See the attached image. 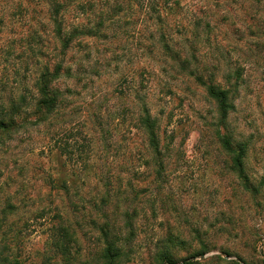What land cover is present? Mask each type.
Masks as SVG:
<instances>
[{
    "label": "rangeland",
    "instance_id": "374dc122",
    "mask_svg": "<svg viewBox=\"0 0 264 264\" xmlns=\"http://www.w3.org/2000/svg\"><path fill=\"white\" fill-rule=\"evenodd\" d=\"M52 1L0 0V264H264V0Z\"/></svg>",
    "mask_w": 264,
    "mask_h": 264
},
{
    "label": "trees",
    "instance_id": "16d2710c",
    "mask_svg": "<svg viewBox=\"0 0 264 264\" xmlns=\"http://www.w3.org/2000/svg\"><path fill=\"white\" fill-rule=\"evenodd\" d=\"M78 5V7H81V3H78L77 0H62L52 1V7L53 9L50 10V18L55 26V34L57 38L60 41L61 48L63 50L68 49L71 41L73 40L76 33H68L64 34L62 31V24H63V10H65L66 7H69V4L75 3ZM75 4V7H76ZM83 5V4H82ZM58 15L60 17H58ZM76 30V29H75ZM61 66L56 65L52 73H49L47 69L41 74L38 82H37V90L40 99L37 102V108L38 112L41 114L43 113V110H45V114L50 113L58 104V95L54 93L51 89L52 81L57 79L60 74ZM207 92L210 97H212L215 101H217L219 105V109L221 112L222 117H225L228 112V105H227V94L225 91L219 90L216 87L212 85L207 86ZM9 121V122H5ZM14 118L10 117L8 119H0V137L2 134L9 132L12 127L16 125L14 123ZM142 128L144 129L145 133L148 136V144L150 147L156 152H158L157 149V139H156V133L154 131V124L152 122L151 117L149 116V113L146 109H143L142 117L139 119ZM222 145L224 149L232 155V163L233 167L236 170V172L241 176V178H244V182L246 184V177H243L244 167H243V156H244V149L242 147L232 148L230 145L229 139L227 137H222ZM60 230L66 231L64 228H60L57 232L53 234V237H60V236H66L64 232H60ZM106 257L109 258V264H112L113 259L117 256V253H115V250H113V247L108 244L106 248ZM204 252H201L198 256H201ZM163 264H174L173 261L166 257L163 260ZM182 264H195L192 261L183 260Z\"/></svg>",
    "mask_w": 264,
    "mask_h": 264
}]
</instances>
